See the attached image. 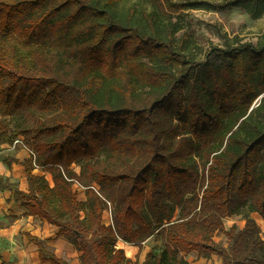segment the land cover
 I'll use <instances>...</instances> for the list:
<instances>
[{
	"label": "trees",
	"instance_id": "trees-1",
	"mask_svg": "<svg viewBox=\"0 0 264 264\" xmlns=\"http://www.w3.org/2000/svg\"><path fill=\"white\" fill-rule=\"evenodd\" d=\"M233 6L264 15V0H0V142L34 153L13 159L27 191L2 175L0 191L56 226L80 264H132L119 240L151 237L162 243L143 264H190L191 252L264 264L249 214L264 220V29L256 42L222 33L200 59L173 17ZM26 237L40 264H71Z\"/></svg>",
	"mask_w": 264,
	"mask_h": 264
},
{
	"label": "rangeland",
	"instance_id": "rangeland-1",
	"mask_svg": "<svg viewBox=\"0 0 264 264\" xmlns=\"http://www.w3.org/2000/svg\"><path fill=\"white\" fill-rule=\"evenodd\" d=\"M173 17L178 19L181 25H183L195 38L199 46L200 59L205 57L204 54L210 47L223 46L224 39L222 38V33H227L229 37L238 36L244 41L256 42L260 32L264 29V15L253 17L238 6L228 7L222 10H206L202 8L181 9L174 13ZM0 119H3L2 115H0ZM18 139L23 142L21 137H18ZM14 140L11 143L0 142V175L5 177L4 174L10 171L17 180V186L21 188L20 183H18L20 170L17 168L18 166L14 168L12 163L13 159L16 158V150L21 148L29 155V149L25 148L21 142H17L13 145ZM15 165H20V163L16 162ZM71 167L76 171L79 170V166L76 164H73ZM34 173L43 175L48 183L52 185V176L50 172L36 166ZM75 187L77 188L75 189L78 191L79 198L85 199V189L80 186ZM11 197L8 191H3V193L2 191L0 192V220L2 221V227L0 228V252L6 260L10 261L11 264H40L35 248L36 246L34 244L33 246L26 237V233H30V235L40 239L41 236L49 238L45 240L42 239L45 242L46 248L51 249V251L53 248L59 257L66 259L71 264H80V252L76 249L75 245L64 237L57 235L58 228L56 226L31 215H26L24 218L22 217L21 223L16 222L17 216L12 214L13 210L9 208L14 206L13 204L8 205V203L13 200V197L12 199ZM249 214L255 217L260 227L259 235L264 241V220L256 212ZM245 216L246 212H243L224 218L225 229H229L233 225L241 229L245 224ZM103 221L105 223L111 222V212L109 209L104 211ZM46 240H48V245H46ZM214 240L223 247H227L229 244V239L224 232H216ZM161 243L160 239L151 237L140 245L128 244L119 240L118 246L124 248L132 264H143L145 255L152 248L160 247ZM263 252L264 250H261L259 254ZM182 255H184L190 264H223L221 257L215 254L209 257H203L197 252Z\"/></svg>",
	"mask_w": 264,
	"mask_h": 264
},
{
	"label": "crops",
	"instance_id": "crops-1",
	"mask_svg": "<svg viewBox=\"0 0 264 264\" xmlns=\"http://www.w3.org/2000/svg\"><path fill=\"white\" fill-rule=\"evenodd\" d=\"M26 153V154H25ZM16 158L15 159H17L18 161H23L24 159H25V157L27 158V157H29V155L27 154V152L25 151V150H23V149H18V150H16V156H15ZM15 161L13 160V163H12V165H13V167L15 168V166H18L17 168L20 170V174L18 175V177H19V180H18V183H20V186H21V190H24V191H27V189H24V188H28V186H27V181H26V177H25V173H24V168H23V166L20 164V165H15ZM13 173H11L10 171H7L4 175H5V177H7L11 182H13V183H16L17 182V180H16V178L12 175ZM17 184V183H16ZM24 187V188H23ZM1 192V191H0ZM9 192V191H8ZM2 193H3V191H2ZM10 193V196H12V194H11V192H9ZM9 197V196H8ZM13 197V196H12ZM12 197H11V199H12ZM9 204H13V206L14 207H9L10 208V210H13L12 211V214H14V215H16L17 217H16V222H18V223H21L22 222V217L24 218L26 215H28L27 214V212H28V209L25 207V206H23L22 204H21V202H17V201H15L14 199L12 200V202H9L8 203V205ZM7 205V206H8ZM16 207V208H15ZM15 208V209H14ZM29 216V215H28ZM32 216V215H31ZM19 217V218H18ZM255 218V217H254ZM55 237H56V235H55ZM41 239H49V238H44L43 236H41ZM47 241V244L46 245H48V240H46ZM33 245V244H32ZM34 246V245H33ZM36 248V247H35ZM51 248V247H50ZM48 249V248H47ZM48 250H50L51 251V249H48ZM36 251H37V249H36ZM52 252H54L55 253V251H54V249L52 248ZM56 254V253H55ZM38 256V255H37Z\"/></svg>",
	"mask_w": 264,
	"mask_h": 264
},
{
	"label": "built area",
	"instance_id": "built-area-1",
	"mask_svg": "<svg viewBox=\"0 0 264 264\" xmlns=\"http://www.w3.org/2000/svg\"><path fill=\"white\" fill-rule=\"evenodd\" d=\"M17 142H21V144H23L24 145V143L22 142V141H20L18 138H16L15 140H14V144L13 145H15ZM25 146V145H24ZM25 148H27L26 146H25ZM28 149V148H27ZM29 155H32V157H34V153L29 149ZM78 185V184H77ZM78 186H80V187H82V188H85V187H83L82 185H78Z\"/></svg>",
	"mask_w": 264,
	"mask_h": 264
},
{
	"label": "water",
	"instance_id": "water-1",
	"mask_svg": "<svg viewBox=\"0 0 264 264\" xmlns=\"http://www.w3.org/2000/svg\"><path fill=\"white\" fill-rule=\"evenodd\" d=\"M260 97H261V96H260ZM260 97H259V98H260ZM259 98H258V99H259ZM258 99H257V100H258Z\"/></svg>",
	"mask_w": 264,
	"mask_h": 264
}]
</instances>
